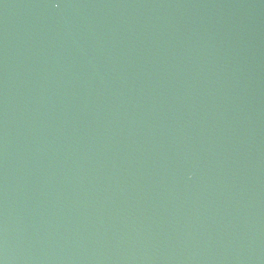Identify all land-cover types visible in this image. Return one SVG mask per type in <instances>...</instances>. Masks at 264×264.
<instances>
[{
  "label": "water",
  "instance_id": "water-1",
  "mask_svg": "<svg viewBox=\"0 0 264 264\" xmlns=\"http://www.w3.org/2000/svg\"><path fill=\"white\" fill-rule=\"evenodd\" d=\"M0 264H264V0H0Z\"/></svg>",
  "mask_w": 264,
  "mask_h": 264
}]
</instances>
